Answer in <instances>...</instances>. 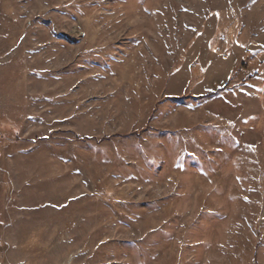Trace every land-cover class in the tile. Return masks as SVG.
<instances>
[{"label":"rangeland","instance_id":"374dc122","mask_svg":"<svg viewBox=\"0 0 264 264\" xmlns=\"http://www.w3.org/2000/svg\"><path fill=\"white\" fill-rule=\"evenodd\" d=\"M0 264H264V0H0Z\"/></svg>","mask_w":264,"mask_h":264},{"label":"trees","instance_id":"16d2710c","mask_svg":"<svg viewBox=\"0 0 264 264\" xmlns=\"http://www.w3.org/2000/svg\"><path fill=\"white\" fill-rule=\"evenodd\" d=\"M256 76H259V75H257V74H255V72H253V74H248V77L245 79V80H243L242 82H243V84L245 83V82H247L249 79L248 78H255Z\"/></svg>","mask_w":264,"mask_h":264}]
</instances>
